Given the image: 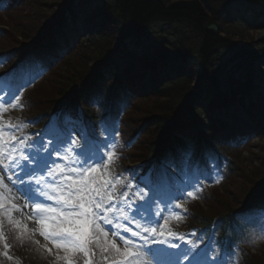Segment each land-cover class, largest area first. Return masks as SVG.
<instances>
[{"label":"snow or ice","instance_id":"snow-or-ice-1","mask_svg":"<svg viewBox=\"0 0 264 264\" xmlns=\"http://www.w3.org/2000/svg\"><path fill=\"white\" fill-rule=\"evenodd\" d=\"M19 91L20 89L8 90L0 95V105L9 106L4 107L3 112L18 106L20 96L17 93ZM19 106L22 107V105ZM56 127L58 133L53 139L45 142L41 136L38 140L32 141V144H36L38 147L28 146L21 150L17 145L24 146L25 140L13 131L19 128V124L11 123L10 120L0 123V200L5 196L21 202L39 200L41 202L36 203L35 207L41 212H55L54 207H46L49 201L67 208H79L82 211L77 213L78 216H99L101 222L107 224L109 228L111 221L107 220V214L117 212L125 221H128L129 216L133 222L139 217L144 223L150 225L142 227L140 223H136L138 230L135 231L125 226L126 232H130L132 237L140 238L143 243L120 236L119 232H113V239L108 240V231L104 230L101 223L93 221L95 230L90 232L87 228L89 223L87 220L84 222V227H76L69 221L67 225L63 223L53 225L51 233L41 231V235L45 238L51 236L54 242L59 241L56 243V247L63 248L64 255H58V259L63 260L64 264H79L81 255L83 264H97L95 260L97 252H99L100 264H228V259L232 255L230 250L215 257H208L207 253L199 248L181 250L179 244L170 241V238L176 233L168 231L165 234L162 228L158 231L157 226H160L161 220L165 225L168 223V220L164 218V213L169 211L170 201H161L165 204L164 209L161 212L152 213V207L159 199L155 186L165 182L171 183L170 169L150 175L147 181L141 177L140 183L144 185V188L139 192V202L135 204L134 208H128L126 211L127 205L120 207L115 203L120 198V193L115 191L119 177L114 179L108 174L105 179L104 177L108 173L105 154L100 151L99 144L94 149L89 148L90 141L94 139V133L81 131L75 126L64 128L58 124ZM73 132L77 134L76 138H73ZM77 139L80 141L79 144H77ZM64 145L72 147L75 152L73 162L78 165L77 168L69 169L57 163V159H69L68 156L60 157L59 155L61 147ZM104 147H108L107 143L104 144ZM16 153L21 154L16 155ZM54 154L57 159H53ZM113 158L114 153L109 152L107 154L108 163H111ZM8 172H11L12 175H5ZM36 173L51 177V183L45 187L53 189L57 194L48 195L45 193L41 188L43 175L39 179H32ZM12 176H15L14 180ZM61 186L63 190L67 191V196L61 190ZM189 187L195 189L196 186L189 185ZM105 189L107 190L106 201L103 200L102 195ZM187 196L195 198L193 191H189ZM122 199L127 201V192L123 193ZM261 208H264V205ZM60 215L67 219L64 212H61ZM101 233H103V238H101ZM116 238L122 240L123 247L116 243ZM261 238H264V234ZM4 247L8 249L10 246L5 243ZM4 256L12 259L7 251L4 252Z\"/></svg>","mask_w":264,"mask_h":264},{"label":"trees","instance_id":"trees-1","mask_svg":"<svg viewBox=\"0 0 264 264\" xmlns=\"http://www.w3.org/2000/svg\"><path fill=\"white\" fill-rule=\"evenodd\" d=\"M96 6L94 10V14L96 16L97 24L99 26V33L91 37L90 39H93L88 44L87 42L84 43L81 47L80 54H79V60L83 62L84 66L86 65V62H96L99 59L105 55L107 50L112 47L114 43L117 44V42H120V39H123L122 42H124V39L126 37L132 38V45L135 46V50L142 48L147 62L143 63L142 66L145 67V69L151 70V77L153 80L155 79V84L159 80L160 71L164 68H168V71H175V76H173L171 79H168L165 81L164 84L158 86L156 89V92L151 94V101H142L139 102L141 105V113L144 114L145 118H155L158 119V122L156 125L159 126V120L162 119L161 113H169L175 110V108L179 105V103L184 102V97L188 92V88L190 85V76H196L197 73H195L196 65V51L195 49H199V53L202 56L203 62V70H201L200 73H204L207 77L205 79L207 81V86L210 88V92H206L202 96H198L197 92H194L192 94L191 100H190V108L188 107L187 110H192L193 106L191 104H196L198 102V98H201V105H204V110L206 111L210 107V102L208 99H218V97H225L231 87H237L239 86L240 81L245 78L244 84L245 86H251L250 84V78L247 76V73L245 71V68H248V63L246 61H243L242 57H245L246 59H250L251 61L254 60L255 57H259L262 52V48L260 44H247L244 46H236L233 47L228 42L231 40H234L235 42L238 41H244L247 43H250L248 37V32H238V30L234 27V25H227L228 21L222 17L221 15V9L223 6L221 5V2L223 3L226 0H95ZM169 1V2H168ZM250 4H256L260 0H247ZM43 10L36 9V16H42V13H47V16L45 17L46 21L48 22L50 19L52 21H55L59 17V13L62 9L69 8V5H67L68 0H42ZM104 3V4H103ZM47 9V10H46ZM94 16V17H95ZM207 16H213L217 23H219L223 28L219 26V31L223 29L225 32L224 35L220 34H214L212 32H206L205 30V20L207 19ZM44 18V17H43ZM36 20V19H35ZM37 21V20H36ZM34 21V23H36ZM108 21V22H107ZM8 25H11L10 20L6 22ZM226 24V25H224ZM228 26V27H227ZM33 27L40 28V26L33 25ZM169 29V35H175L178 33L181 37L178 39L173 40L172 42L169 41L168 36L164 34L165 29ZM158 30H162V32L159 35H151L152 32H156ZM182 32V35L180 34ZM191 33L189 35H195L202 38H208L202 42H194L192 45H187L182 38L187 33ZM242 32V33H241ZM150 35H148V34ZM32 34L31 36H33ZM29 36V37H31ZM161 37V38H160ZM143 41L144 44H141L140 41ZM202 44V45H201ZM253 44V45H252ZM264 46V42L262 43ZM254 46V47H253ZM128 46L123 45L122 50H126ZM229 49L231 54L227 55V60H224V54L219 53L221 49ZM248 49H251L252 51H247ZM205 52L204 54L201 53V51ZM241 51V53H240ZM132 53V47H130V54ZM183 54L190 55L191 57L187 58L191 61V65L193 66L191 69H189L188 72H185L183 75L178 76L179 74L183 73V70L181 69L180 63H183V61H180L177 58H172L169 55H174L175 57L183 56ZM136 56H131V58H135ZM75 59V58H74ZM78 59V58H77ZM235 61L237 64L235 67H232L231 69L226 70V78L230 82L228 83L227 88L223 90L220 86L219 80L224 75V70L227 67L229 62ZM159 69L157 66L155 68L151 67L150 65L152 63H158ZM130 68L132 70H125L122 72L113 70V72H116L114 75H109V79L112 81V91L110 95L108 94V104H115L114 99L118 97V93L116 90L120 91V101L128 98V93L121 91L122 90H128L130 86L133 85V82L135 81L136 76H139V73L136 71L135 67L130 63ZM157 65V64H156ZM250 65V64H249ZM81 65H79L78 69H74L72 72L79 73L81 72ZM116 68L114 65H110L109 67H104L100 70H96L94 73L90 75V77L86 80V86L83 88L81 94L83 96H89L92 95L98 87H100V81L103 80L104 76L108 74V69ZM85 70V67H83ZM158 69V70H157ZM261 68L258 67V79L256 80V86L258 90H256L259 93H250L247 94V97L243 103L247 102H254L255 100L259 99L258 105L262 107L264 105V84H261L259 78L264 79V77L261 76L260 72ZM117 73H122L126 76V82H121V75ZM250 74L253 73V70H250ZM235 74H238L237 76ZM119 75V76H118ZM198 75V76H199ZM71 78L77 79L76 75L69 76ZM80 77H83V74L80 75ZM200 77V76H199ZM261 82V83H260ZM65 85L67 84L64 83ZM76 82H72V85H63L61 86L57 91L59 98V102H61V99L64 98V96L71 90H74ZM154 84V85H155ZM102 87V86H101ZM115 88V89H114ZM107 92L106 89L102 88V94L104 95ZM261 93V94H260ZM81 95V98H78V95L76 93V99L78 98L80 101L84 102L85 97ZM263 96V97H262ZM153 100H157L159 103L157 104V111L154 110H148V112H145V105L146 102L151 103ZM147 103V104H148ZM164 106H162V104ZM149 108V107H148ZM250 116H254V113H250ZM264 118V116H263ZM185 120V116L183 118ZM259 124V123H258ZM154 127V126H153ZM159 128H162V125L159 126ZM177 129V128H176ZM179 129V128H178ZM180 133H184L185 136L187 134H190V139L194 142L199 141V135L196 133V130L189 128H180ZM187 131V132H186ZM167 133V132H166ZM169 134L176 135L177 130H170ZM167 134V136H169ZM181 143H178L177 145H180ZM201 152L205 147H200ZM264 160H261L260 163H263ZM234 164V162H232ZM234 170V165H231ZM232 171V170H231ZM255 179H252V183L248 190L243 191V193L240 192V196H233L234 193L233 186L236 181V175L231 176L230 179L226 182L225 186V194L224 198L226 199V203H223L221 206V209L216 208L214 214H219L220 217L218 219V222H224L226 226L228 227L227 232L230 236L235 237V234L232 233L230 230L231 228V221L229 218H224L227 210H230L232 206V202H234L236 199L239 200V202L246 200L249 196L251 197L253 193L258 191L264 190V185L262 190L258 187L254 192V188L258 184H264V171L258 175L257 177H254ZM253 186V187H252ZM243 187V186H242ZM245 192V193H244ZM224 209V210H222ZM224 233V231L222 232ZM251 260L250 264H260L258 258H254ZM259 261V262H258Z\"/></svg>","mask_w":264,"mask_h":264},{"label":"rangeland","instance_id":"rangeland-1","mask_svg":"<svg viewBox=\"0 0 264 264\" xmlns=\"http://www.w3.org/2000/svg\"><path fill=\"white\" fill-rule=\"evenodd\" d=\"M34 0H22L21 3H24V5H29L31 2H33ZM42 0H40L41 2ZM170 1V0H169ZM168 1V2H169ZM37 4H39V1H37ZM23 7V6H22ZM35 6L31 5V9H35L34 8ZM38 7V5H37ZM250 7H252V4H250ZM261 7H264V5H262ZM253 8V7H252ZM36 11V9L33 11V13ZM248 12V11H247ZM245 13V12H244ZM252 13H255L254 9L251 10V12H248V13H245V14H242L244 15V20H235V25L234 27L238 30V32L242 31V32H245V31H249L248 32V37L249 42L253 43L257 40L256 37L257 36V32L261 31V30H264V25L261 24V21L260 19H257L255 15H253ZM32 12L31 13H24L23 15L22 14H18L17 17L15 16H11L10 19H11V25L10 27L7 25L5 26V29H6V32H2L0 34V36H6V35H9L10 34H15V31L16 33L17 32H21L22 35H23V40H27V38L29 36H31L32 34H34V36L37 34V32L33 31V28L32 27H29L30 26V17H33L32 16ZM241 16V15H240ZM1 17H4V15H1ZM6 18H8L6 16ZM256 24H258V27H256ZM226 25V24H224ZM228 27V26H227ZM162 31V30H160ZM160 31H156L158 34H161L162 32ZM164 34L168 36L167 39H169V41H173L175 39H178L180 38L181 36L177 34H173V35H169V29H165L164 31ZM241 32V33H242ZM223 33V32H222ZM191 33H187L185 34V36H183L184 38H182V40L187 44H193L194 42L196 43L198 40L196 38L195 35H189ZM256 36V37H255ZM0 37V38H1ZM18 42H19V33L15 34V37H14ZM161 38V37H160ZM255 39V40H254ZM254 40V41H253ZM174 42V41H173ZM194 43V44H195ZM193 44V45H194ZM252 44V45H253ZM261 48L264 49V46L262 45V43H259ZM254 47V46H253ZM12 49V48H11ZM224 51V50H223ZM18 57L21 56V53L19 52L18 54ZM69 63V62H68ZM66 62L65 64L67 65V68L66 69H63L62 68V72H56V75H55V79H53V87L54 89L55 88H59L56 86V84L61 81V77H62V73H68L69 76H72L74 77V75H76V77H78V75L80 74L79 73H76V72H72L70 70H72V68H77L79 67V63L77 61L75 62H71L69 63ZM57 65H55L54 67H52L53 71L56 69ZM73 71V70H72ZM34 78V79H33ZM36 79V76L34 75L32 77V80L34 81ZM75 79V77L73 78ZM64 83H66V81H63L62 82V85H64ZM70 81H67V84H69ZM106 85L105 86V89L108 91V94L111 93V90L108 89V87H111L112 86V83L110 81H106ZM41 86V83L36 85L32 90H30L27 94H29V101H30V112L32 110V108H35L37 111H45V110H48L46 109L47 107L45 106L47 103L41 98L39 97V95H42V96H48V97H51L53 95L52 91H53V87L51 88H44V87H39ZM65 87L61 88L60 90L64 89ZM100 88V87H99ZM103 96H99V99H102ZM151 97L147 100V101H151ZM40 103H44V104H40ZM96 103H97V99L96 100H91V108H95L96 107ZM146 102V105H145V112H148V110H154V111H157V104L159 103L157 100H153L151 103H148ZM162 106L163 103H161ZM136 105V104H135ZM136 107V106H134ZM149 107V108H148ZM126 109V108H124ZM20 114H22L21 111H18ZM28 112V111H27ZM76 115H80L81 114V110H77L76 111ZM126 111H123L119 114V118L122 116V115H125ZM14 113H17V109H14ZM128 113H126L127 115ZM75 116V117H78V118H74L75 120L77 119L78 123L79 121L81 120L79 116ZM124 116L123 118L124 119V123H125V130L130 134L133 130V127L138 124V119L136 118H131V117H128V116ZM95 118L97 119V116H95ZM4 119H10V118H4ZM131 122H134V124L132 125V127H130V123ZM81 123V122H80ZM31 125L28 124V127L27 125L25 124L24 126L22 124H19V128H22L23 132L26 131L27 128H29ZM151 130V127L148 126V132ZM251 132V131H249ZM245 133L246 131L244 130V132H242L241 136L244 137L245 136ZM147 135V134H146ZM150 135V134H149ZM228 136V135H227ZM240 136V137H241ZM230 137V136H229ZM239 137V136H238ZM239 137V139H240ZM241 146H236V148L233 150L232 154H234V158H235V163H234V166L237 167V169H235V171L232 173V176L236 175V181H235V184L233 186V190H234V193L232 194L233 196H240V192L243 193V191L246 192V190H248V188L250 187L251 183H252V179L249 180L247 177L248 176H254V177H257L258 175H260L263 171H264V162L263 163H260L261 160H264V134L263 133H260L259 135L257 134L255 136V138H252L251 141H249L243 149H240ZM135 152L134 150L130 151V153H126V156L127 155H130L131 153ZM185 171V170H184ZM190 178V177H189ZM255 179V178H254ZM182 180H185V179H182ZM181 179H179L180 182H183ZM224 181V175H219L217 174L215 177L213 178H206V179H198V184L200 183H203V182H206L210 185H214L215 183H217L216 185H219L218 187H215L214 190L216 188H220L222 189L221 186H223V182ZM222 183V184H220ZM185 186V185H183ZM243 186V187H242ZM190 189H188L186 191V193L189 192ZM214 190L212 193H214ZM244 192V193H245ZM198 194V193H197ZM200 195V194H199ZM191 198L189 196H186L184 199H182V201H178V208H185L187 207V203H188V199ZM208 198L206 197L205 198V201L204 203L202 204V207L199 209V212H203L204 209H207L208 208V205L210 208H214L215 205L221 203V202H224L225 200V203H226V199L221 197L220 195H215V198L212 202H209L208 204H206V200ZM189 204V203H188ZM160 206V204L158 205ZM219 207V209H221L222 206H217ZM223 210V209H222ZM180 215V214H178ZM184 215V214H182ZM70 217V216H68ZM176 219V214L172 217V219L170 220V224H172ZM68 221L67 222H64L65 225H67ZM58 224V219H54L53 221H51V225H57ZM165 225V224H164ZM166 226V225H165ZM261 230H262V234H264V224H258L257 225ZM253 234L255 235V239L257 240V242H264V238H261V235H260V232L257 231V230H253ZM175 239V237H174ZM218 243V242H217ZM252 245H248L246 246L247 248H249V251L250 253L253 255V253H256L257 254V257L260 259V261H263L264 262V247L258 249L259 247H255L254 244L251 242Z\"/></svg>","mask_w":264,"mask_h":264},{"label":"bare ground","instance_id":"bare-ground-1","mask_svg":"<svg viewBox=\"0 0 264 264\" xmlns=\"http://www.w3.org/2000/svg\"><path fill=\"white\" fill-rule=\"evenodd\" d=\"M231 1H234L237 5H241V4H249V2L247 1V0H231ZM232 4V3H231ZM262 5H264V0H260L258 3H256V4H253L252 5V7H250V6H247V7H245L244 9H242L239 13H238V11L235 9V8H233L232 6H230V5H228V4H226V5H224L223 7H222V10H223V12H224V14L226 15V16H228V17H232V16H235V15H237V14H245V13H248V12H251V10L252 9H254V11H255V13H252L253 15H255L256 16V18L257 19H260V21H261V24L262 25H264V7H261ZM248 11V12H247ZM245 12V13H244ZM42 16H38V17H46L47 16V13H42L41 14ZM108 22V21H107ZM256 27H258V24H256ZM180 34L182 35V32H180ZM257 36H258V39H259V43H262V42H264V30H261V31H259V32H257ZM196 38H197V43L200 41V42H204L206 39H208V38H200V37H198V36H196ZM140 41V43L141 44H144V42L143 41H141V40H139ZM230 45H234V40H231L230 42H228ZM130 47H132V45H131V43H129L128 44V48L126 49V50H120L119 52H122L124 55H120V57H123V58H126L127 56H129V54H130ZM247 51H252L251 49H248V50H246V52ZM222 53L223 54H225V55H229V54H231V52L229 51V50H224V51H222ZM133 57H134V55H132ZM241 58L243 59V61H246V63H248V68H245V71H246V73H247V76L251 79V80H256V79H258V76H259V72H258V67L260 66V65H262V64H264V58H262V57H255L254 58V60L253 61H251L250 59H246L245 57H242L241 56ZM112 59H113V57H110V58H108V61H112ZM124 61V63H128L129 65H131L130 63H129V60H123ZM124 63L123 64H121V65H124ZM161 62H158L157 63V65L156 66H159V64H160ZM250 64V65H249ZM153 68H155V66L153 67ZM250 70H253V73L252 74H250L249 72H250ZM119 72H122V71H119ZM138 72L140 73V72H145V73H148L149 72V69H143V70H138ZM118 74V73H117ZM120 75H122L121 73H120ZM119 76V75H118ZM136 79L137 80H142V81H138L141 85H143V86H146L145 87V89L147 90H149V89H151V85H152V82H153V78L151 77L150 78V76L148 75V76H146V77H143V75H140V76H136ZM146 79H148V80H146ZM142 90V92H143V89H141ZM133 91V94L134 95H136V94H138L137 92H138V89H137V91H136V88L135 89H133L132 90ZM182 100H185V99H182ZM227 102V101H226ZM238 112H241V113H243V115L244 116H247V114H246V111H245V109H243V108H237L236 109ZM239 119H244V118H239ZM238 121H240V120H238ZM205 142H206V144H208L209 145V147H212V148H216V149H223V148H225V145L223 144V143H220V142H212V141H210V140H205ZM223 171H226V168H223ZM249 180H251V179H254V176H248L247 177ZM247 252L248 253H250V251H249V248H247ZM251 254V253H250Z\"/></svg>","mask_w":264,"mask_h":264},{"label":"water","instance_id":"water-1","mask_svg":"<svg viewBox=\"0 0 264 264\" xmlns=\"http://www.w3.org/2000/svg\"><path fill=\"white\" fill-rule=\"evenodd\" d=\"M210 25H211V27H212L213 29H215V28H216L214 24H210Z\"/></svg>","mask_w":264,"mask_h":264}]
</instances>
